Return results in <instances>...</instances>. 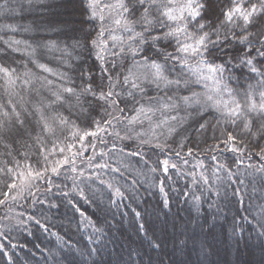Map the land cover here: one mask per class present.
Returning <instances> with one entry per match:
<instances>
[{
  "label": "snow or ice",
  "instance_id": "snow-or-ice-1",
  "mask_svg": "<svg viewBox=\"0 0 264 264\" xmlns=\"http://www.w3.org/2000/svg\"><path fill=\"white\" fill-rule=\"evenodd\" d=\"M60 7L80 20L58 21L65 39L57 43L37 39L53 31L43 0H0V79L35 97L9 91L0 103L7 264H32L37 253L17 261L27 243L13 240L34 230L56 240L55 248L36 245L46 261L71 264L69 250L90 264L129 211L137 234L159 249L141 208L156 195L165 209L173 196L197 213L205 203L217 215L234 205L233 235L243 236L246 220L264 241V0H61ZM49 56L59 70L40 62ZM174 176L190 183L173 187ZM61 210L69 230L87 233L86 246L51 230Z\"/></svg>",
  "mask_w": 264,
  "mask_h": 264
},
{
  "label": "trees",
  "instance_id": "trees-1",
  "mask_svg": "<svg viewBox=\"0 0 264 264\" xmlns=\"http://www.w3.org/2000/svg\"><path fill=\"white\" fill-rule=\"evenodd\" d=\"M43 2L50 6L51 15L45 17V20L54 21L50 25L53 31H46L42 37H37V39L60 43L65 37L57 34L56 30L60 28L58 21L68 20L72 23H78L80 16L72 8L60 7L61 0H43ZM31 19L32 17L29 16L27 20L20 22L28 23ZM14 59L19 61L23 60L24 57L16 55ZM40 62L46 63L53 70L60 69V66L50 56L45 57ZM92 62V60H89V63ZM6 63L11 64L12 67L16 66L12 64L11 60L6 61ZM29 67L32 68L33 72L42 74L41 70L36 69L33 65L29 64ZM196 89L199 91L200 86H196ZM9 91L19 94L15 97L16 99H19L20 96L26 101L35 99L30 94L28 87L21 85L19 82L12 86L0 79V103L6 102L9 98ZM42 94L47 95V93ZM65 115H67L66 112ZM205 118L212 119L213 117L208 115ZM61 139H63V136H61ZM68 142L72 141L69 140ZM21 151L23 152V149ZM4 153L5 149L0 146V165H3L9 159ZM231 155L230 153L227 154V156ZM13 157L19 160L21 164L26 163L15 152H13ZM27 163H34V161L29 160ZM174 179L177 183L173 187H183L186 183H190L186 177L178 178L174 176ZM55 182L60 183L61 178L56 179ZM186 199V197H181L177 201L173 196L168 209L163 208L161 197L158 195L147 198V203L141 204V208L147 209L148 213L146 216L148 234L151 236L152 232H155L162 243L161 248L152 249L149 246L148 239L137 234L131 222V212L129 211L127 218L118 216V222L107 230L104 245L100 246L99 254L92 257L90 264H161V262L162 264H264V241L257 239V233L253 225L247 223L246 220H242L240 222L245 224L243 236L237 237L232 233V217L237 214L236 206L229 205L223 209L221 214L217 215L205 203L201 205V210L197 213L190 201L188 203L184 202ZM83 207L88 210L89 215L95 213L103 221V213L94 208H89L88 205H83ZM16 211H23V209L17 208ZM63 211L61 210V214L56 215L51 220V230L57 231L61 235L67 231L68 236L74 243H78L81 247L86 246L87 240L85 237L87 233L77 231L75 224L69 230L63 217ZM126 211L128 210L126 209ZM2 213L3 209H0V215ZM247 215L248 213L241 208L240 216ZM96 216H93V218L95 219ZM237 219H239V216ZM34 231L35 235L27 237V239L21 234L13 240V242L18 240L21 244L27 243L26 249H17L15 258L20 261L25 258V253L31 255L36 252L37 255L31 257L32 264H51L50 260H45L44 255L47 254L41 255L40 249L36 248V245H40L41 248H55V238L49 237L39 230ZM129 251L133 252L131 258L129 257ZM64 254L71 261V264H80V257L73 252L65 250ZM0 264H7L2 255H0Z\"/></svg>",
  "mask_w": 264,
  "mask_h": 264
}]
</instances>
